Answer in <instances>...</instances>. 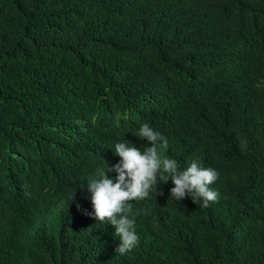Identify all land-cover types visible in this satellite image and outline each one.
<instances>
[{"label":"trees","instance_id":"1","mask_svg":"<svg viewBox=\"0 0 264 264\" xmlns=\"http://www.w3.org/2000/svg\"><path fill=\"white\" fill-rule=\"evenodd\" d=\"M145 123L219 198L158 177L121 255L87 182ZM0 264H264V0H0Z\"/></svg>","mask_w":264,"mask_h":264},{"label":"clouds","instance_id":"2","mask_svg":"<svg viewBox=\"0 0 264 264\" xmlns=\"http://www.w3.org/2000/svg\"><path fill=\"white\" fill-rule=\"evenodd\" d=\"M136 136L146 140L148 147L143 151L129 142L115 145V154L121 162L111 166L107 171L98 168L95 178H89L88 191L94 218L101 223L115 226V235L121 243L117 253L124 255L139 243L135 232V221L129 218L132 211L131 202L147 198L153 190H158V177L167 183L171 179L174 187L170 189L171 197L177 201L191 196L193 202L208 207L210 202H218L219 193L210 188L218 180V172L211 167H202L193 160L181 171L175 159L164 157L161 149L168 145L167 138L155 131L149 124H143ZM131 145V146H130ZM115 172V179L108 173ZM164 174H167L165 179Z\"/></svg>","mask_w":264,"mask_h":264}]
</instances>
